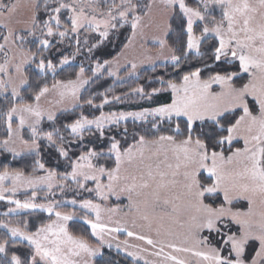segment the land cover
I'll return each instance as SVG.
<instances>
[{"label": "snow or ice", "instance_id": "snow-or-ice-1", "mask_svg": "<svg viewBox=\"0 0 264 264\" xmlns=\"http://www.w3.org/2000/svg\"><path fill=\"white\" fill-rule=\"evenodd\" d=\"M157 6L159 21L153 18ZM19 7V0H0V96L5 101L0 110L5 126L0 149L20 156L19 143L34 156L31 173L7 167L0 170V201L11 205L0 219V264H93L102 247L111 248L114 240L128 256L144 260L140 253L148 249L118 240L119 233L150 246L154 251L149 254L162 256L165 264H191L188 257L196 258V264H264V0H197L196 6L187 0H44L43 16L41 3L31 0V16L23 21L25 27L17 29L13 24ZM173 19L180 21L178 47L168 43ZM125 26L130 35L124 49L138 39L144 41L146 29L154 26L161 35L152 40L161 53L146 59H163L177 72L190 65L178 80L157 77L159 88L146 92L139 86L125 94L151 100L170 92L168 102L140 111H100L89 118L85 106L100 110L121 102L122 97L101 94L99 104L95 96L82 98L81 90L91 82V77L85 78L83 65L74 79H53L50 84L40 79L30 96L22 95L32 87L26 74L32 65L37 77L48 73L55 77L81 53V43L91 55ZM85 33H97L99 39L89 44L85 35L81 41ZM67 40L76 46L71 56L57 47ZM54 48L60 56L56 62L55 57L45 55ZM91 63L94 66L88 71L94 77L103 71L117 76L112 65H118L119 58ZM127 65L131 75L137 64L128 60ZM53 93L59 99H47ZM68 97L72 109L81 111L70 122L60 123L54 109ZM45 100L50 107L43 106ZM149 117L152 139L134 136L133 143L122 147L115 135L106 137L109 125L129 118L148 121ZM45 121L50 122V130L43 128ZM86 133L96 141L107 139L106 150L88 147ZM41 141L55 150L58 163L63 159V172L46 166ZM96 141L88 143L95 145ZM73 145L81 150L70 151ZM89 182L93 187H88ZM72 184L77 194L94 193L96 199H54V185L63 194ZM44 188L47 202L38 203L37 189ZM21 189L31 190L30 196L15 198ZM122 194L127 195L129 210L140 213L157 238L132 231L112 216L105 222L102 213L116 214L119 209L106 208L96 200L107 201L111 196L119 200ZM239 201L247 202L246 210L236 208ZM65 204L78 206L84 214L77 217L75 211L58 210ZM37 211L47 213V222L10 218ZM90 213L94 218H89ZM77 218L90 227L96 245L70 231L69 222ZM22 242L29 248L27 254L18 252ZM144 264L156 262L144 260Z\"/></svg>", "mask_w": 264, "mask_h": 264}, {"label": "trees", "instance_id": "trees-1", "mask_svg": "<svg viewBox=\"0 0 264 264\" xmlns=\"http://www.w3.org/2000/svg\"><path fill=\"white\" fill-rule=\"evenodd\" d=\"M187 2L191 6H196L197 0H187ZM41 16L44 15L43 12V5L41 4ZM215 15L217 18H219L220 10L217 8L215 10ZM173 31L170 33L168 43L171 46L178 47L179 46V40H180V28L179 19H173L171 21ZM1 32V30H0ZM199 34V33H197ZM85 34H82L80 39L83 41ZM130 35V29L125 26L124 28L120 29L118 32H113L109 40H106L103 42V44L100 45L99 48L94 49L93 53L91 55L86 54L87 53V47L81 43V54L85 59H88V63L84 62L82 60H78L82 64H75L70 65L64 68L63 71H58V74L53 77V75L47 74L46 77L40 78L37 77L35 74V65H32L26 72V74L29 77V82L32 85L31 88H27L26 91L22 92V95H24L26 98L31 95L32 91L35 89V86L37 82L40 79H45L49 84L53 81V79H74L75 73L79 71V67L83 65H87V68L89 69L90 66H92V60L98 59V60H113L119 52L124 48V44L127 42V37ZM99 38L96 37L94 34H91L89 36V44L95 43ZM209 43H212V41H209ZM69 44H71L70 52L68 54L67 51H63L60 45H57V47L66 55H70L71 52L76 51L75 43L73 40L69 41ZM28 47H31L33 51L36 50L35 46L32 44H29ZM204 48H207V44L203 46L202 50ZM45 55L49 56L50 58L55 57L54 62H56L60 56L57 50L54 48L51 52L45 53ZM196 61L193 60L191 63H195ZM190 65H184L183 70H187ZM85 72V75L87 78L91 77L93 78L91 71ZM182 70V71H183ZM181 72H177L176 69L172 67L171 64H164V65H158L154 67L153 69H148L140 72L138 76L126 83L118 84L115 83L112 78H109L108 76H102L99 79L93 80L90 85L85 89L83 94L81 95L82 98H88L90 96H95V103L99 104L101 103L102 96L101 94H107L109 98H111L113 95L121 96L122 101L121 102H112L103 107V109L97 110V109H90L87 106L83 109L84 113L86 115H89V118H92V116H96L100 114V111H103L105 113L108 112H129V111H140L143 108H151L155 107L159 103L168 102L170 100L171 93H160L159 95L153 96L151 100L148 99H142L138 95H128L125 96V94L131 93V89L143 86L146 92H151L152 88H159L160 84L157 80V77H163L165 80L167 79H174L178 80L179 76L182 74ZM206 75V73H205ZM4 99L2 96H0V110L4 108ZM81 109L77 108L74 111L70 113H66L63 115H60L58 117V121L60 123L64 122H70L71 119L75 118L79 115ZM150 121L151 118L148 119V121L144 122H137V121H130L126 122L125 124L117 125V126H111L108 129L105 130L106 137L115 135L117 139L121 140L122 147H127L128 144L133 143V137H137L139 135H146L147 138L152 139L154 138V130L150 127ZM50 123H44L43 128L45 130H50L49 128ZM59 126V123L57 124ZM166 128V125L164 126ZM127 128V139L125 140L123 138L124 129ZM5 135V126L3 123V120L0 119V139H2ZM25 137H28V132L25 130L24 133ZM96 141V137L92 136L91 134L86 133L85 138V144L88 147L96 146L98 148H102L106 150L108 141L105 139L104 141H96L95 145L89 144L88 141ZM41 156L43 157V161L46 163L47 167L55 168L58 172H63L65 170L66 165L63 162V159L61 158L57 160V155L54 149L48 148L46 141H41ZM81 149L78 145H73L70 147V151L72 152H79ZM33 156L32 155H26L19 158L12 157L8 153L0 152V170H3V168L7 167L9 170H16L21 169L24 170L26 173L32 172V162H33ZM103 162V161H102ZM109 166H113V161L109 160L107 161ZM36 175H44L43 172H37ZM88 187H93V185L89 184ZM74 188L72 186L69 187V190L64 193L62 196H55L54 199L56 200H71L72 198L76 199H82V198H89L94 199L92 195H89L85 192H80L77 194ZM31 193L23 194L17 196L18 199H26L28 196H30ZM125 201H111V205L114 207L115 205H124ZM8 207H11L10 205L6 204L5 202H0V219H4L3 212L7 210ZM236 208L245 210L247 208V204H236ZM60 211L65 212H72L73 209L69 208L67 206H63L60 209ZM77 213V216L83 215L82 213H79L78 211H75ZM12 219H19V218H28L30 219L33 224H38L40 222H47L48 216L46 213L42 212H36L29 214H21L19 216L10 217ZM69 229L76 235H82L86 239H88L93 245H96L93 237L91 236V230L90 228L82 223L81 221H74L69 224ZM3 230L0 229V232ZM18 252L21 254H27L29 252L28 246H26L25 243L18 244ZM94 264H140L136 263L127 257L118 254L116 252H113L111 250H104L103 256L96 260Z\"/></svg>", "mask_w": 264, "mask_h": 264}, {"label": "rangeland", "instance_id": "rangeland-1", "mask_svg": "<svg viewBox=\"0 0 264 264\" xmlns=\"http://www.w3.org/2000/svg\"><path fill=\"white\" fill-rule=\"evenodd\" d=\"M38 2H40L43 5L44 0H38ZM85 2H87V0H85ZM19 4H20V7L18 9V12H17L16 16L14 17V24H13V26L16 27L17 29H20V28L25 27V24L23 23V21L28 20V18L31 16V13H32L31 0H19ZM153 18L155 20H157V21L161 20V14H160V10H159V7L158 6L157 7H154V9H153ZM16 20L21 21V23H15ZM0 30H1V32L3 31V29H0ZM91 34H94L96 37H98V34L97 33H91ZM91 34H87V35L88 36H91ZM154 35H161V32H159L153 26L152 28L146 29V37H145L144 41H140L138 39L137 42L133 46H131L129 49H124L123 48L119 52V54L113 59V61H115L117 58H119V64L117 65L116 63H113V65H112V70H114V71L117 72V76H109L107 71H103L102 74H100L99 77H94L93 76V78H91V82L93 80H96V79L101 78L102 76H108L109 78H112L115 83L122 84V83H126V82H128V81L136 78L138 76V74L140 72L144 71V70L153 69L154 67H156L158 65L170 64V63H166L163 59H154L153 61H148L146 59V56H148V55H150L153 58H155V57H157L158 54L161 53V50L159 49L158 44H156L152 40V37ZM69 41L70 40H67V41H65L64 44L60 45L63 51H67L68 50L67 51L68 54L70 52V49L69 48H71V44H69ZM141 43L144 44V48H141L140 47V44ZM145 49H147L148 51L146 52ZM73 53H75V51L74 52H71V54H73ZM71 54H70V56H71ZM86 54H88V53H86ZM163 55L164 56L168 55L167 49H164L163 50ZM78 60H82L84 62H87L88 61V59H85L83 57V55L80 53L79 55H76V58L74 60H71L70 65L82 64ZM128 60H132V61H134L137 64V69L131 75H129V73L132 70H131L130 66L127 65V61ZM70 65H66L65 67L70 66ZM92 66H94V65H92ZM85 69L87 71V69H88L87 68V65H85ZM58 71H60V70H58ZM48 74H50V73H48ZM85 78H87L86 75H85ZM90 83L88 85H85L84 86V88L81 90V95L83 94V92L85 91V89L90 85ZM47 99H50V100L55 101L56 99H59V97L55 93H53ZM42 103H43V106L45 108L50 107L48 105V103H47V100L43 101ZM72 103H73V101L71 100V97H68V98H66L64 100V102L61 105L57 106L54 109L56 111L57 117H59L60 115H63V114H66V113H70V112L74 111L75 109H72ZM63 108H68V109H70V111H61L60 109H63ZM150 118L151 117H149V119ZM130 121L132 122L134 120H132L131 118H129L126 121H121L119 123V125L125 124L126 122H130ZM137 122H144V121H137ZM44 123H50V122L45 121ZM111 126H117V125H109V126L106 127V129H108ZM16 148H17L18 151H21L22 152V154L20 156H14L12 153L5 152L2 149H0V152L8 153L9 155H11L12 157H15V158H19V157L26 156V155H32L31 153H28V152L24 151L23 150V146L20 145L19 143H17ZM131 170H133V169H130V171ZM60 183H63V181H60ZM89 184L92 185L91 182H89ZM71 186L74 188L73 190L76 189V186L74 184H72ZM68 190H69V187L65 190L64 193H66ZM37 191H38V200H37V202L38 203H46L47 201H45L43 199V197L45 195V192H46V188H44L43 190L37 189ZM53 191L56 193L55 196H62L64 194V193L62 194L60 192L59 187H57L55 185H54ZM81 192H83V191H81ZM27 193H31V190H28L26 192L24 189H21L16 194V197L15 198H17V196H19V195H23V194H27ZM87 194H88V196L89 195H92L94 197V200L96 199L94 193H92V194L87 193ZM133 199L135 200L137 198L134 197ZM111 201H116V202L125 201L126 203L124 205H115L114 206L115 208H118L119 209V211L116 214H112V213H108V212L102 213L105 222H108V217L109 216H112V218L114 220L115 219H120L132 231L140 232V233H143V234H146V235H151L154 239L157 238L155 236V232L154 231H150L147 228V222L144 221V220H142L140 218V215L141 214L140 213H137L135 209H132L131 211L129 210V201L127 199V195L126 194H122L120 196V199L119 200H117L115 196H111L109 198V200H107V201H99V200H96V202L101 203L106 208H113V206L111 205ZM0 202H5L7 204L6 201H0ZM236 204H247V202L246 201H239ZM64 206H67L69 208H72L73 211H78L79 213L84 214L79 209L78 206H75L74 207V206H72L70 204H65ZM37 212H40V211H37ZM159 212H160V209L157 208L156 209V213H159ZM34 213H36V212H34ZM42 213H46V212H42ZM21 214H26V213L21 212L19 215H21ZM13 217H15V216H13ZM89 218H94V213H90L89 214ZM74 221H81L83 223L82 220H80V219L77 218V219H74L73 221H70L69 224L71 222H74ZM133 221H135V225H136L135 227H133ZM153 227H155V224L153 225ZM117 237H118V240H121V241L127 239L128 242H129V244L138 245L139 248H147L148 249V252L140 253V255L144 257V260L155 261L156 264H165V262L163 261V257L162 256L161 257H155V256L150 255L149 253H151L152 251H154V249H152L150 246L144 244L142 241H138L135 238L127 237L125 233H119V234H117ZM93 239H94L95 243L97 244L98 241H96V239L94 237H93ZM106 239H107V237H106ZM116 242L117 241H115V240L112 241V247L111 248L107 247V245L103 246L102 249H101V254L93 258V264L95 263L96 260L100 259L103 256L104 250H111L113 252H116L118 254H121V255L127 257L128 259H130V260H132V261H134L136 263L144 264V260L134 259L133 257L128 256L126 254V252H124L123 250L118 249L116 247ZM22 243H25L26 244V242H22ZM139 248H131V249H129V251H137V252H139ZM165 251H169V250L168 249H165ZM188 258L190 259L191 264H196V258H194V257H188Z\"/></svg>", "mask_w": 264, "mask_h": 264}]
</instances>
